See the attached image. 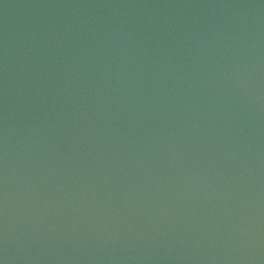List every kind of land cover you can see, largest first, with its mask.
I'll return each mask as SVG.
<instances>
[{
    "label": "water",
    "instance_id": "obj_1",
    "mask_svg": "<svg viewBox=\"0 0 264 264\" xmlns=\"http://www.w3.org/2000/svg\"><path fill=\"white\" fill-rule=\"evenodd\" d=\"M0 264H264V0H0Z\"/></svg>",
    "mask_w": 264,
    "mask_h": 264
}]
</instances>
